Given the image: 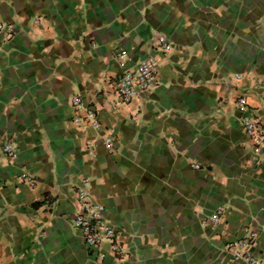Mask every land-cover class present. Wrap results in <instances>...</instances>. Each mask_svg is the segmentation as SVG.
<instances>
[{
  "label": "crops",
  "instance_id": "crops-1",
  "mask_svg": "<svg viewBox=\"0 0 264 264\" xmlns=\"http://www.w3.org/2000/svg\"><path fill=\"white\" fill-rule=\"evenodd\" d=\"M0 21V264H246L223 249L248 227L264 264V159L235 107L264 131V0H0ZM150 55L159 86L123 104V67ZM76 96L100 130L75 123ZM85 180L119 257L74 226Z\"/></svg>",
  "mask_w": 264,
  "mask_h": 264
},
{
  "label": "built area",
  "instance_id": "built-area-1",
  "mask_svg": "<svg viewBox=\"0 0 264 264\" xmlns=\"http://www.w3.org/2000/svg\"><path fill=\"white\" fill-rule=\"evenodd\" d=\"M10 29L0 21V32ZM157 52L168 53L172 50L171 44L163 36H159L153 44ZM158 60L156 56L150 55L138 62L134 67H123L121 75L117 78L115 84L116 95L123 104H130L142 94L155 90L159 86L158 79ZM240 79V75L235 76ZM72 105L77 113H84L85 117L75 118V123H84L94 130L102 128L101 121L96 110L89 108L82 98L76 96L72 99ZM235 107L239 113V122L253 142L256 158L259 163L264 159V131L260 120L249 107L247 98L241 96L237 98ZM106 150L111 151L114 148V139L111 134L104 138ZM1 151L9 159L18 158V149L13 141L6 142ZM194 169H200L198 164L192 165ZM25 183L33 185V180L29 177L24 178ZM78 211L74 216V226L81 234L88 249L95 252L99 260H103L105 254L101 251L104 244L111 246L112 254L116 257L122 255L121 246L117 241L116 229L110 224L107 217L105 205L95 201L88 188V180L76 190ZM222 210L217 211L211 216L212 223H218L221 220ZM258 233L252 227L245 230L243 238L236 242L227 243L224 247L225 254L232 261H241L246 264H258L255 255Z\"/></svg>",
  "mask_w": 264,
  "mask_h": 264
}]
</instances>
